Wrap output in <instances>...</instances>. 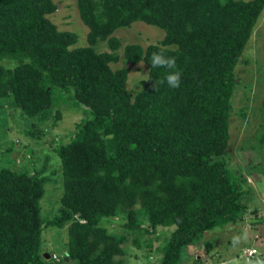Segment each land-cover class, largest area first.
<instances>
[{
	"label": "trees",
	"instance_id": "obj_1",
	"mask_svg": "<svg viewBox=\"0 0 264 264\" xmlns=\"http://www.w3.org/2000/svg\"><path fill=\"white\" fill-rule=\"evenodd\" d=\"M60 4L0 0V106L21 109L24 136L36 141L45 124L62 118L67 99L88 112L70 140H52L63 191L48 214L41 206L50 183L46 158L25 143L18 151L27 149L21 161L29 166L16 171L8 153L17 150L2 141L0 264H124L116 257L130 239L149 246L150 261L159 227L174 228L160 264H182L199 246L209 252L206 238L244 222L248 209L247 178L225 155L241 80L236 67L264 0H77L86 44L53 20ZM136 22L163 29L162 39L124 44L114 35ZM104 41L111 51L98 50ZM165 48L182 71L179 88L154 87L168 69L151 68V56ZM140 61L150 79L130 88L127 64ZM258 137L264 147V122ZM50 227H66L59 256L42 246Z\"/></svg>",
	"mask_w": 264,
	"mask_h": 264
},
{
	"label": "rangeland",
	"instance_id": "obj_2",
	"mask_svg": "<svg viewBox=\"0 0 264 264\" xmlns=\"http://www.w3.org/2000/svg\"><path fill=\"white\" fill-rule=\"evenodd\" d=\"M61 1L59 9L53 14V20L63 30H71L79 33L78 44H86V34L89 28L83 22L78 11L77 0H58ZM114 35L122 40L124 44L157 43L164 35L163 29L148 25L144 22L133 23L130 27H122L116 30ZM99 51H111L106 41L98 46ZM121 48V52H122ZM243 59V60H242ZM241 63L236 67V75L240 77V84H237L234 90L233 115L230 125V145L228 153L225 155L230 167L240 170L247 178L246 189L250 190L246 195L247 212L243 216L244 222H238L228 225L224 229H218L216 232L206 238L210 251L205 248L196 247L185 252L182 264H255V261L264 260V224L258 222V219L264 217V147H259L261 142L258 137L262 131L264 122V12L258 20L254 34L247 43ZM122 61L116 65L122 66ZM130 64L129 87L138 88L139 81L146 75L145 64ZM241 67V72H238ZM241 75V76H240ZM238 81V79H237ZM140 89V88H138ZM3 108V109H2ZM10 111V115H6ZM62 118L57 121L51 119L45 124L48 131L40 140L31 136H24L25 130L22 126L21 109L14 106H6L3 103L0 106V146L6 148L12 146L13 150L8 153L10 157L20 162L24 159L27 149L18 151L19 148L26 146L33 149L37 154L46 158L48 165L47 193L41 201L44 214L53 212L58 208L59 200L62 195V162L56 152H52V140L57 138L63 142L70 140L72 131L75 130V124L81 122L87 117L88 112L79 105L67 99L64 107L61 106ZM245 114V115H244ZM6 128V129H4ZM25 140V141H24ZM18 141V142H16ZM0 148V157L5 154ZM50 152V153H47ZM52 152V153H51ZM11 159V160H13ZM29 161L13 163L9 161V167L16 171H21L29 165ZM25 164V165H24ZM33 164L31 168H35ZM57 183H61V189ZM252 220L256 221L253 222ZM111 231L121 232V227L117 223H104ZM173 227H159L155 237L153 234L150 261L145 256L149 246L139 247L130 239L122 246L125 248V254L117 256L116 259L124 260V264H160L163 259L162 246L165 237L168 236ZM68 237L66 227H50L48 232L43 234L42 246L45 250H55V254L63 252L65 242ZM248 246L244 247L245 243ZM240 253V255L237 254ZM202 254V257H200ZM242 256H245L242 257ZM199 257L197 262L195 259Z\"/></svg>",
	"mask_w": 264,
	"mask_h": 264
},
{
	"label": "clouds",
	"instance_id": "obj_3",
	"mask_svg": "<svg viewBox=\"0 0 264 264\" xmlns=\"http://www.w3.org/2000/svg\"><path fill=\"white\" fill-rule=\"evenodd\" d=\"M166 51H168V49L165 48L152 53L150 61L151 68L168 69L164 79L155 81L154 87H156L157 83L163 84L166 82L169 88H179L181 85L182 71L177 68L175 57L166 55ZM139 63L140 65L144 64L143 61H140ZM148 79L150 78L145 75L142 80ZM11 159H13V157ZM13 161L15 160L13 159ZM15 163H19V161H15ZM255 264H264V260L258 259L257 261H255Z\"/></svg>",
	"mask_w": 264,
	"mask_h": 264
},
{
	"label": "water",
	"instance_id": "obj_4",
	"mask_svg": "<svg viewBox=\"0 0 264 264\" xmlns=\"http://www.w3.org/2000/svg\"><path fill=\"white\" fill-rule=\"evenodd\" d=\"M127 67H130V64H127Z\"/></svg>",
	"mask_w": 264,
	"mask_h": 264
}]
</instances>
